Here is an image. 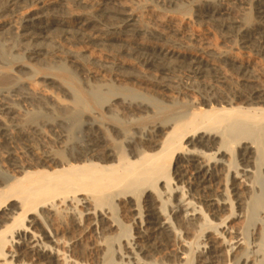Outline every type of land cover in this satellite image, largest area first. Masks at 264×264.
Listing matches in <instances>:
<instances>
[{"label":"bare ground","instance_id":"bare-ground-1","mask_svg":"<svg viewBox=\"0 0 264 264\" xmlns=\"http://www.w3.org/2000/svg\"><path fill=\"white\" fill-rule=\"evenodd\" d=\"M20 1L11 0L7 9L16 14L17 11L15 10H17L16 7H18ZM31 1L42 4V7L47 9L59 5L62 0ZM74 1L79 6L91 10L83 14L73 13L70 15L71 20L63 16L47 17L50 16L47 13L43 16L27 14L21 19V24L19 22V27L17 25L11 27L17 29V31L21 29L22 39H28L33 42L32 44L44 39L52 31L71 36L72 39L99 40L104 45H112L114 42H118L126 50L136 52V55H143L145 64L157 70L160 77L158 81L150 85L151 90L147 92H153V95H161L162 98L165 97L168 100L167 103L170 104H175V97L173 96V98L170 92L176 89L171 84V81H174L171 76L175 75L177 70L168 61L179 65L180 68L188 69L190 76L196 79H201L208 70H216L219 73L221 71L219 70L220 67L211 65L209 62L190 58L178 53L175 49L168 50V48L161 45L152 46L144 43L141 38H137L136 34L150 33L161 37L163 33L149 28L125 0H96L97 5L103 6L101 15L100 12L92 10L93 7H97L94 3L95 0H93L95 6L90 2L92 0ZM259 2L256 14H258L257 19H259L261 31L255 38L251 39L247 36L248 34L243 37L245 39L244 49H254L263 55L264 0ZM211 8L213 6H208L209 11H211L209 19L215 22L218 19L217 15L221 16L222 9L214 7L212 11ZM104 20L107 24L109 22L111 24L114 31L111 35L119 33L123 36L110 37L107 35V37L100 38V35L104 33L101 28ZM219 20L221 19H218L219 27L225 29H233L232 27L237 24L235 20L231 24L224 19ZM0 28H3L2 25H0ZM177 32L179 33V31ZM26 46L28 48L25 54L28 55V61L42 63L44 48L38 43L33 47ZM211 53L228 59L233 67L244 73V77L251 78L248 77L250 73H248V67L241 64V62L239 63L236 57V59H230L228 53L222 50H214ZM79 57L76 54L67 61L72 66L80 68L85 76L97 83L98 89L110 87V83L115 82L120 84L119 87L121 86L120 88L117 87L118 90L122 88L126 92L128 90L132 91L127 85L122 84L119 78L120 75L113 79H106L107 76L100 75L91 70L90 67L88 68L85 64H82ZM60 60L63 68H65L66 63L64 62L66 60L64 61L63 58H60ZM147 77L149 78L143 73L142 80H146ZM11 79L9 75H0V86L4 88L5 85L7 86L10 83ZM70 79L73 80L71 76ZM219 79L226 80V76L221 75ZM245 88L247 89L246 95H240V99L244 101L242 105H237L231 99H225L224 96L218 95V92L209 91V96L203 97L199 102L195 97H189L188 108H190V113L186 114L189 116L176 122L173 120L174 123L167 120V122L155 126L150 132L149 139L138 134L135 135V132V136H132V138H125V134L126 141L123 142L127 144L126 148L117 142L116 146L112 148L105 146L108 138L102 134L100 135V132L98 133V128L101 125H98L97 118L85 121L86 140L78 143L79 140L72 141L66 136L69 131L66 133L64 130L66 122L62 118L59 117L58 121H51V118L45 120L44 116L39 117V115L37 119L30 115L24 116L22 112L18 111L19 108H15L9 99L3 96L0 99V116L1 118L5 116L18 119V123L14 128L23 140H29L24 138L25 135L27 137V133L44 137L42 136L45 134L44 129L48 128V132L54 135L55 145L60 150L57 152L49 151L46 155L42 154L43 157L40 156L41 158L39 157L37 161L25 160L19 154L16 156L15 153H9V151L6 157L5 154L4 157L2 156L3 159L1 157L3 163L8 164L9 170L7 175L0 170V264H82V262H77L73 258L77 251L75 239L69 245L66 243L67 241H64L65 235L74 234L77 231L83 236L92 232L97 236L100 235L108 245H112L115 240L121 242L122 238L125 237L126 245L119 247L117 250V254L121 255V259L124 260L118 264H149V262H143L145 260L141 258L143 254L151 253L152 250L156 251L153 246L149 245V240L154 236L161 238L163 243L166 244L173 241L171 233L177 234L174 232V229L177 230L175 227L178 225L177 220H179L177 215L174 214L177 208L180 209L181 216L183 215L180 222L188 225L191 229L200 228V235L197 237L199 240L208 231V236L203 240L201 239L202 242L197 243L196 247H192L190 244L188 246L183 245L184 250L180 254L184 258L180 256L178 264H199L197 258H195V252L201 253V248L204 251L206 250V260L203 262L205 264H219L221 259L225 257L229 263L234 259L237 264H240V262L241 264H260V250L263 251L260 246H264L263 233L261 244L257 243L259 241V238H257L253 240L252 246L246 248L243 255L233 258V254L236 251L238 252L242 246L248 244L247 241L249 240V235L234 231L235 229L231 225L235 218H244L242 211L239 215H236L238 209L236 205L242 206L244 204L240 200V197L243 196L240 190L244 186L247 190L254 191L257 181L254 179L252 181V177L259 174L257 171L256 174L254 170L259 171L258 164L261 162H258V164L254 162L256 155L254 143L249 141L250 137L248 139L246 134L248 136V133L252 129L255 130V128L264 129V91L253 89L248 82ZM131 94L132 92H130ZM133 95L135 96V94ZM47 96L53 101L57 99L54 94H47ZM77 97L78 99L75 98L76 101L73 100L75 101L73 108H70L64 102L56 101L59 107L68 111L63 113V116L67 114L69 118L73 119L78 116L80 118L89 117L87 107L84 106L79 96ZM25 99L27 102V98ZM129 102L131 103V101ZM128 105L126 108L130 112L132 111L136 115L142 113L140 117L144 112L155 111L152 106L153 111L150 105L144 103ZM102 117L104 120L107 119L105 116ZM9 121L8 123H10ZM39 122H42V124H39ZM3 125L7 127L5 123ZM5 127H1L0 131H8ZM25 128H28L29 131L24 132ZM107 129L116 139H120V134L123 135L117 125H109ZM233 132L236 133V136L230 138ZM33 135L32 138H34ZM9 136L7 138L5 135L10 143L12 139ZM241 140L243 146H241L242 150L239 156L241 162H239L236 158H230V152L233 153L232 145ZM227 157H229V160H226ZM262 166L264 171V161ZM222 177H226L225 188L221 194L223 199L216 197V188L220 185V182L224 181ZM262 179L264 180V177ZM136 193L140 195L139 197H142V199L140 198L142 204H139L133 198ZM233 193H235L237 200L231 199ZM173 194H180L179 206L174 207ZM254 194L255 192H253ZM262 197H264L263 190ZM159 199H162L160 208H158ZM114 200L120 202V211L123 215L121 216L123 218L130 217L133 220L134 230H138L136 234H133L132 226H128L126 230L123 229L125 232L123 235L111 237L114 234L111 232L118 227V221L107 206L113 210ZM251 202L247 204V211L252 208L253 203L251 204ZM255 231L257 232V230ZM254 233L253 231L252 235ZM255 234L257 235V233ZM124 248L128 252H124ZM103 254L107 257L109 250L103 252ZM104 263L106 264V261Z\"/></svg>","mask_w":264,"mask_h":264},{"label":"rangeland","instance_id":"rangeland-1","mask_svg":"<svg viewBox=\"0 0 264 264\" xmlns=\"http://www.w3.org/2000/svg\"><path fill=\"white\" fill-rule=\"evenodd\" d=\"M10 1L11 0H0V25L3 27L2 29L0 28V75H9L12 78L10 81L12 85L9 83L7 86L5 85L4 88L3 86H0V99L3 96H6L10 103L13 104L15 108H19L18 111L20 113L22 112L24 116L30 115L37 119L39 115V117L44 116L45 120L51 118V121H58L57 119L59 117L62 118L66 122L64 130L66 133L69 131L67 133L68 135L66 133L65 134L72 141L79 140L78 143L85 141V121H91L93 118H97L96 121L100 123H98V125H101L98 128V133L100 132V135L102 134L108 138V141L105 142V146L112 148L116 146L117 142L126 148L127 144L123 142L126 141L125 138H132V136L138 134L146 139H149L151 136L150 132H152L155 126L163 122H167V120H170V123H174L189 116L186 115L190 113V108H188L189 97H195L199 102V100L201 101L203 97H208L210 92H218V95H222V97L224 96L225 99H231L232 101L236 102L237 105H242L244 101L243 99H240V95H246L247 89L245 86L247 82L252 86V88L255 86L253 89L264 91V54L262 55L254 49H244L245 39L243 37L244 35L248 34L247 36L252 39L253 37H257L258 33L261 31V25L259 19H257L258 14H256L260 3L259 1L261 0H125L126 3L135 10L136 14L142 18L143 22L148 25L149 28L159 30L163 33L161 37L152 35L150 33H143L141 35L136 34L137 38H141L146 44H150L152 46L161 45L165 48H168V50L175 49V51H178V53L186 55L190 58L209 62L211 65H214L218 68L220 67L219 70L223 72L222 73L220 71L219 73L216 70H208L201 79H196L190 76L188 69L180 68L179 65L168 61V63L177 70L176 74L171 76V79L175 81H171V84L173 87L175 86L177 90L175 89L170 92L171 96L175 97H173L175 104L167 103L168 100L165 97L162 98L161 95H153V92H147L151 90L150 85H153L156 81H158L160 74L155 68H151V66L145 64V57L143 55H141L143 56L141 57L139 54L136 55V52H132L129 49L126 50V48L122 47V45L118 42H114L112 45H104V43L99 40L87 41V39H72L71 36L65 34L62 35V33L52 31L45 36L46 39L44 38L36 41L38 45L40 44V46L44 48V56L42 57L44 59L43 62L40 63L41 65L37 62L28 61V55L25 54L26 49L28 48L26 45L33 47L34 45L36 46L37 43L35 42L36 44H32L33 42L30 40H25L24 38L22 39L21 29L17 31V29L11 27L16 25L19 27L21 24V19L24 15L37 14L39 16H43V14L46 15L45 13H47L50 15L47 17L63 16L71 20V14H83L84 12L86 13V11L88 12L91 9H85L79 6L74 0H62L59 5L52 6L47 9H44L42 4L34 3L31 0H21L18 7H16L17 10L15 11L17 12L15 14V12H11V10L7 9L9 7ZM90 2L93 4V6H95L94 3H96V0L94 3L93 0ZM209 3L211 6H213V8L210 9L212 11L214 10V7H220V9H222L221 16L217 15V18L221 19L219 21H222L223 19L227 21L229 18L227 23H234V20L237 22V24L232 27L233 29L221 28L219 27L218 19L215 22L209 19V16H211V11L208 9V6H210L208 5ZM95 7H93L92 10L100 12L101 15L103 6L97 5V7ZM169 20L173 23L171 22L170 24ZM103 22L102 23L104 26L102 25L101 28L104 30V33L100 35V38L107 37V35L110 37L123 36V34L119 35V33L111 35L114 33V31L110 22L109 24H107L105 20ZM229 30L231 31L229 32ZM177 31H179V33ZM214 50H222L227 52L230 59L237 58L239 63L241 62V64H244L248 67V73L250 72L248 77L251 78L248 79L247 77H244V73L233 67L228 59L226 60V58L218 57L211 53ZM76 54L80 56L79 60L82 64H85L88 68L90 67L91 70H94V72L100 75L107 76L106 79H113L114 77L120 75L119 78L122 84L124 86L127 85V87L131 88L132 91L128 90V92H126L122 88L118 90V88L121 86L119 87L118 85L120 84L115 82H112V84L110 83V87H102L99 88V90L97 88V83H95L91 78L89 79L88 76H85V73L80 68L72 66L67 61L76 56ZM60 58H63L64 61L66 60L64 62L66 63L65 68L62 66ZM143 73L149 76V78L147 77L146 80H142ZM221 75L226 76V80L219 79L221 78ZM70 76L73 78V80L70 79ZM130 92H132L131 95ZM4 94H7L8 96ZM47 94H54L55 98H57L56 101L64 102L70 108L75 106V98L78 99L77 96H79L84 106L87 107L89 111V117L80 118V116H78L75 118V120L73 118H69L67 114L63 116V113H67L68 111L59 107V104H57L56 101L49 99ZM133 94H135V96ZM236 96L238 97L236 98ZM25 98H27V102ZM129 101H131L132 104ZM139 103L150 105V108L152 106L155 111L144 112L140 117L142 113H138L136 115L126 108L128 104V106H131ZM102 116H105L107 119L104 120ZM17 120L18 119L16 117L8 118L4 116L1 118L0 116V128L5 127L3 125L4 123L8 127H5V129L8 131H0V159L2 156L4 157V154L6 157V154H8L7 152L9 151V153H15L16 156L19 154V156L22 158L24 157L25 160L32 159L37 161L40 156L43 157V155H46L49 153V151L57 152L60 150L59 147L55 145L54 135H52L51 132H48V128L44 129L45 134L42 135L44 137H37L32 134L34 137L32 138V135H30L31 133H27V137H25V135L24 138L29 140H23L22 136H20L14 128L18 123ZM8 121L10 123H8ZM39 124H42V122H39ZM108 124L117 125L120 128V131L123 134H120V139H116L112 133L110 134L109 130L107 129L109 128ZM24 130V132L29 131L28 128H25ZM127 132H131L130 135H128ZM5 135L7 138L9 135L11 136L12 140L10 143L7 141ZM124 135L126 136L125 138ZM263 135L264 129L261 128H255V130L252 129V131L248 133V136L246 134L248 139L250 137L249 141L254 143V151L256 152L254 162H256V164H258L260 161L261 162L259 163L260 166L258 164L259 171L257 169L254 170L256 174L257 172L259 174L252 177V181H257L255 183L254 191L250 190V192L249 189L247 190L244 188V186H242L240 190L242 191L243 195L240 197V200L244 202V204H242V206L239 204L236 205L238 208L236 215H239L242 211L244 218H235L231 225L233 229H235L234 231L249 235V240L247 241L248 244H245L240 248V250H238V252L236 251L233 254V258L235 256L240 257L243 255L246 252V248L252 246L253 240L259 238L257 243L261 244V236L264 234V197H262V190L264 192V180H261V178L264 177V171L262 169V164L264 161ZM235 136L236 133L233 132L231 133L230 138H235ZM241 146H243L242 140L236 141L235 144L232 145L233 153L230 152V158H236L239 160V162H241L239 159L242 150ZM2 159L0 160V170L5 173V175H7L9 166L8 164L3 163L4 161ZM256 159H258V161H256ZM226 160H229V157H227ZM223 178L224 181L220 182V185H218L216 188L217 194L215 193L216 197H220L221 199H223L221 194L225 188L224 182H226V177H222V179ZM253 192H255L254 195ZM234 194L235 193L231 194V199L237 200V197ZM139 196L140 195L136 193L133 195V198L136 202L142 204V197ZM179 197L180 194H173V200L175 202L174 207L180 205V202L178 201L180 199ZM251 198L253 199L251 200ZM161 200L162 199H159L158 208L161 207ZM250 202L251 204L253 203L251 206L252 208L247 211V204H250ZM119 204L120 202L114 200L113 210L107 206L110 212L114 214L115 219L118 221V227L114 228V230L111 232L114 233L111 237L123 235L125 233L123 229L126 230V227L128 226H132L133 234H136L138 230H134L135 225H133V220L130 217H122L123 215L121 214ZM179 210L180 209L177 208L174 211V214L177 215L179 220H177L178 225L175 227L177 230L174 229V232L177 234L175 235V233H171L173 241L165 244L161 238L153 236L149 240V245L153 246L156 251L152 250L151 253L141 255V258L145 260L143 262H149V264H178L180 261V256L184 258L180 254V252L184 250V244L187 246L190 244L192 247H194L197 243L199 244L203 239L206 238V236H208V231H206L204 237L200 238L199 240L197 237L200 235V228L196 227L191 229L188 225L180 222V219H182L183 215L181 216ZM255 230H257V232ZM253 231L257 233V235L255 233L252 235ZM77 232L64 236V241H67L66 243L68 245L70 242H74L75 239V246L77 245V251L73 256L75 261L82 262V264H105V261L106 264H118L123 262L124 259H121V255L117 254V250L119 247L121 248L122 246L124 247L126 245L125 237L122 238L123 240L121 242L120 240H115L112 242V245H108L107 242L104 241V238L102 240L100 235L97 236V234L95 235L93 232L88 233L87 235L84 234V236L79 231ZM173 235H175V238ZM71 239L73 240L70 241ZM262 248L263 251L260 250V264L264 262V246H260V249ZM107 250H109V254L106 257L103 252ZM123 251L128 252L126 248H124ZM205 253L206 250L204 251L202 248L201 253L198 251L195 252L197 263L205 264L203 263L206 260ZM225 258L221 259L219 264H237L234 259L231 263H229V261Z\"/></svg>","mask_w":264,"mask_h":264}]
</instances>
